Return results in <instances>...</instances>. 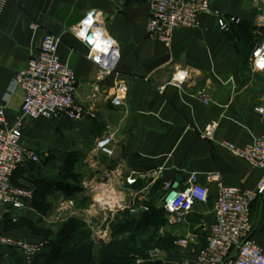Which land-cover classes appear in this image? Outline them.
<instances>
[{
	"label": "crops",
	"instance_id": "0c3cea01",
	"mask_svg": "<svg viewBox=\"0 0 264 264\" xmlns=\"http://www.w3.org/2000/svg\"><path fill=\"white\" fill-rule=\"evenodd\" d=\"M211 3L222 16L236 17L233 30L221 29L216 15L204 14L199 27L177 29L170 48L148 36L150 5L143 0H9L0 21V126H11L22 116L24 91H12L13 79L51 32L61 38L59 53L74 71L77 101L99 116L106 124L104 133L113 136L112 156L93 149L87 156L94 168L86 180L89 192L97 181L103 188L115 183L117 191L130 192L143 206L160 207L169 192L167 184L173 185L177 177L182 179L179 189L187 187L193 173L210 189L207 203L196 202L183 221L168 225L175 237L189 239V246L170 254L163 264H180L205 248L219 181L254 189L264 178V170L221 146L222 141L245 146L264 135V112L258 110L264 108V71L252 66L264 26L257 23L253 0ZM92 9L101 32L119 46L118 70L110 75H101L89 58V47L73 30ZM119 81L128 85L122 105L114 106L103 95L93 98L97 89L114 88ZM204 94L209 103L202 100ZM91 114L84 121L65 115L55 120L88 122L94 119ZM30 120L23 119L24 134L34 128ZM209 123L218 126L212 139L203 136ZM49 156L46 152L38 162L28 160L13 173L12 183L33 189V194L22 208L4 207L0 232L34 244L51 243L50 229L57 225L51 214L68 189L55 180L61 169ZM128 177L137 181L129 185ZM252 213L254 237L264 249V193L253 203ZM0 264L27 263L20 250L0 244Z\"/></svg>",
	"mask_w": 264,
	"mask_h": 264
},
{
	"label": "built area",
	"instance_id": "2783aa9c",
	"mask_svg": "<svg viewBox=\"0 0 264 264\" xmlns=\"http://www.w3.org/2000/svg\"><path fill=\"white\" fill-rule=\"evenodd\" d=\"M150 5V16L146 24V32L150 38H156L170 47L174 32L180 27H197L201 24L204 14H214L218 17V25L225 31H231L236 17L226 18L216 10L210 0H143ZM259 9L257 21L264 26V0H254ZM9 0H0V19L5 12ZM96 10H89L74 31L90 49L89 58L99 67L101 75H110L118 70L120 51L118 44L104 35L96 18ZM38 26L35 25L34 28ZM93 34L94 41L87 37ZM60 38L52 33H46L39 50L29 59L27 65L18 71L13 79L12 91L21 88L24 99L21 107L22 116L11 126H0V218L4 207L22 208L33 189L16 186L12 183V175L26 161L36 162L39 154L26 147L23 143L25 117L31 119L58 118L65 115L71 121L83 119L91 114L77 101L76 77L69 63L64 61L59 53ZM264 40L255 48L252 56L254 71H264ZM114 106L123 104L128 92L125 81H119L114 88L101 91ZM97 99L98 94L93 95ZM205 103L210 102L208 94L202 96ZM263 113L264 108L259 107ZM92 115V114H91ZM0 121L4 122L3 111L0 110ZM216 123H209L203 131V136L212 139L217 131ZM113 136L104 134L98 141V148L104 155L114 154ZM221 146L242 158L252 167L264 170V135L256 137L245 146L231 141H222ZM137 181L136 177H128L129 185ZM168 190L172 184L168 183ZM177 198L162 204L168 225L174 226L183 221L185 215L192 210L196 202L207 203L210 199V189L199 182L198 175L193 173L188 179L185 189L178 188ZM218 195L215 204V218L210 225L206 247L186 258L180 264H264V249L254 237L255 224L252 205L264 193V178L254 189H242L228 186L223 181L218 182ZM168 194V193H167ZM143 206L141 211L149 210ZM187 238H179L175 242L177 248L186 247ZM0 244L20 250L27 264H34L42 245L13 239L10 235L0 232ZM169 255L162 249L152 250L155 260ZM179 264V263H172Z\"/></svg>",
	"mask_w": 264,
	"mask_h": 264
},
{
	"label": "rangeland",
	"instance_id": "374dc122",
	"mask_svg": "<svg viewBox=\"0 0 264 264\" xmlns=\"http://www.w3.org/2000/svg\"><path fill=\"white\" fill-rule=\"evenodd\" d=\"M253 3L256 6L254 0ZM258 12L257 8V14ZM60 43L61 38L59 46ZM95 93L98 94V97L101 96L98 89ZM92 117L93 120L81 123L80 121H84L86 118L79 122L58 121L55 118L31 119L30 122L34 128L27 129L24 134V145L28 148L30 147L27 145H32L33 148L30 149L37 153L41 152L39 159L46 152L50 154V158H54L53 162L61 169L60 175L55 180L66 183L67 186L64 188L68 189L63 193L60 208L51 214V220L55 222V225L57 224L54 229H50L52 232L51 243H36L42 245L38 254L43 251L47 253L49 250L55 260L59 259L64 251L77 250L81 252L91 246L92 255L96 257L100 249L109 251V248L117 247V251H119L117 264H154L166 261L170 254L178 253L180 249L189 246V243L183 248L175 246L176 240L181 237H175L173 233L169 232L170 228L166 219L159 221L160 223H156L151 218H147L140 225L131 223L133 218L139 217L143 205L134 201L130 192L117 191L115 183L108 184L107 188H103L105 186H101L97 181L94 191L89 192L86 180L94 168H90L87 156L92 149L98 155H104L98 148V141L103 134H106L104 133L106 130L104 121L100 120L99 116L92 115ZM86 187L88 188L86 189ZM156 248L169 252V255L154 260L151 253ZM201 250L203 248L193 251V256ZM35 263L36 261H34ZM90 264H97V261L93 260Z\"/></svg>",
	"mask_w": 264,
	"mask_h": 264
},
{
	"label": "trees",
	"instance_id": "16d2710c",
	"mask_svg": "<svg viewBox=\"0 0 264 264\" xmlns=\"http://www.w3.org/2000/svg\"><path fill=\"white\" fill-rule=\"evenodd\" d=\"M233 27H231V31ZM147 218L158 219L159 221H165L164 212L159 211L158 214H153L151 216L145 217L141 219L140 217L133 218L130 222L133 224H142ZM84 251V252H83ZM83 251H64L62 252L59 259H53L54 257L50 254L45 253L44 251L36 257L35 261L37 264L38 259L40 258V264H90L93 260L97 261V264H117L119 251H117V247H111L108 249H100L96 255V257L92 255L91 246L84 249ZM154 264H161V262H155Z\"/></svg>",
	"mask_w": 264,
	"mask_h": 264
},
{
	"label": "water",
	"instance_id": "95a60500",
	"mask_svg": "<svg viewBox=\"0 0 264 264\" xmlns=\"http://www.w3.org/2000/svg\"><path fill=\"white\" fill-rule=\"evenodd\" d=\"M87 40L89 42H93L94 41V36H93L92 33L88 35ZM181 181H182L181 177H177L176 181L172 185V189L168 192V194L163 199L162 204L172 202V201H174L177 198V196H178V191L177 190L179 188V183ZM160 207L152 205L149 210L141 211L139 213V217L141 219H143V218L148 217L150 215L158 214Z\"/></svg>",
	"mask_w": 264,
	"mask_h": 264
},
{
	"label": "snow or ice",
	"instance_id": "6c2138e0",
	"mask_svg": "<svg viewBox=\"0 0 264 264\" xmlns=\"http://www.w3.org/2000/svg\"><path fill=\"white\" fill-rule=\"evenodd\" d=\"M262 67H264V64H262Z\"/></svg>",
	"mask_w": 264,
	"mask_h": 264
}]
</instances>
